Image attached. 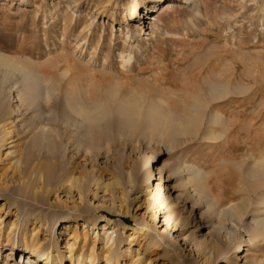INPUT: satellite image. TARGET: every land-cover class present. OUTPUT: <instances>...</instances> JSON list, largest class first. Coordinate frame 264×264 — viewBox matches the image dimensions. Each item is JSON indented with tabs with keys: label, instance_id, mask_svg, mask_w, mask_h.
<instances>
[{
	"label": "rangeland",
	"instance_id": "rangeland-1",
	"mask_svg": "<svg viewBox=\"0 0 264 264\" xmlns=\"http://www.w3.org/2000/svg\"><path fill=\"white\" fill-rule=\"evenodd\" d=\"M138 1L0 0V53L43 90L19 101L22 72L0 66V264H27L30 240L54 264H264L263 237L245 241L264 173L244 177L264 171V0ZM111 93L142 116L123 118ZM98 99L97 120L74 112ZM147 101L166 122L143 118Z\"/></svg>",
	"mask_w": 264,
	"mask_h": 264
},
{
	"label": "bare ground",
	"instance_id": "bare-ground-1",
	"mask_svg": "<svg viewBox=\"0 0 264 264\" xmlns=\"http://www.w3.org/2000/svg\"><path fill=\"white\" fill-rule=\"evenodd\" d=\"M192 1L193 0H181V2L187 3V4L192 3ZM134 2L138 3L139 1L138 0H134ZM163 4H164V8H170V7L174 6V4L171 3L170 1H165V2L162 3V5ZM131 9H132L134 14L137 13L135 5H132ZM152 11H154V10H152ZM119 57H120L119 61H121L119 68L121 69L123 67H127V64H130L129 60L132 57V54L129 51H127L126 53L120 52L119 53ZM64 60L68 61L67 57H65ZM72 62H74V61H72ZM62 64H64V63H62ZM56 65H57V63H56ZM0 66L5 68L7 71L19 69V71L22 72V80L25 81L26 83L23 86V89H21V90H19L17 92V96L19 98L18 99L19 101H21L22 98H27V97H30V99L34 100L35 97L37 96V94L40 95L43 92L42 86H41V81H40V79L37 76V72L33 68H27L24 64L23 65L20 64L18 59L10 57V56H6V55H4L2 53H0ZM120 75H122V74H120ZM136 88H137V86H136ZM143 89H144V87H143ZM138 90H139V88H138ZM222 91H223V88L220 87V86H217L213 82L209 86L210 94L211 93L212 94H221ZM150 100H152V99H150ZM109 101L110 102L115 101V104H114L115 105V110L118 111L119 114H121V116H123V118H125L126 120H129L132 115H137V111L138 112L140 111L139 110L140 106H138L139 104L135 100H131L129 98L127 99V98H125L123 96L118 98V99H115V94L114 93H111V95H109ZM153 101H151V103H149L147 101L146 103H148V105L146 106V108L143 106L145 108V110H146L145 111V115L143 113V118L145 116V118H148V119H151V120L159 119L162 122H166V119H167L166 113L163 110H160L154 104L155 102H153ZM107 103H109V102H107ZM144 108H143V111H144ZM191 108H192L191 114L186 115L184 118H182V121L180 122L181 131L187 132V133L188 132H192L193 130L196 129V123L198 122V116H199V109H198L197 105L195 104ZM74 112L76 114H80V116L82 118H84V119H86L88 121H91L93 119L97 120L98 119V115H100V116L101 115H106L107 112H108V107L106 105L105 100H102V101L101 100H99V101L96 100L91 107L79 106L77 108V110H75ZM140 113L141 112H139V114ZM140 115L142 116V113ZM218 116H219V114L217 116L216 115L213 116L210 119L209 123L212 124V123L217 122L218 121ZM167 123L171 127L174 126V129L177 130V124H176L175 120L170 119V120L167 121ZM177 131H179V129ZM210 136H212V135H210ZM0 146H2V143H1ZM259 162L262 163V161H259ZM253 164L255 165V161L253 162ZM263 173H264V171L260 174V171L252 170L251 168L248 167L245 170V172H244V174H245L244 177L246 179H247V177L251 178L252 182H253V180L256 177H258V180L260 178V181H262L261 177L259 175H263ZM189 176L190 177H189L188 182H190L192 185H194V189L193 190H197V188H199L198 189L199 193H201L203 196H208L209 193L206 192L205 188L204 187L201 188V185H203V183H204L203 182V177H204L203 172L198 167L196 168V167H192L191 166L190 169H189ZM208 199H209L208 200L209 201V205H208L209 207L211 205H213L215 202L218 201L215 196L213 198L208 196ZM258 205L259 206H255V208H254L255 211L254 212L255 213L264 212V200L259 202ZM227 209H228V213H229L230 216L235 215L237 218H240L241 214L244 213V212H242L243 211V205H242L241 202L235 203L234 207H233V205H231ZM257 216L254 214V216H252L251 220L249 221L250 227H249L248 238L245 240L247 243H248V241L251 238H253V239L255 238V240H257L258 237H261V238L263 237V239H264V219L263 218H259ZM108 222H109V220H108ZM104 227H105V224L102 225V228H104ZM24 244H26V243H24ZM29 244L31 245V249L27 252V255H28L27 264H32V262H34V260H36V259L39 260V261H43V264H54V260H53L54 258H52V254H51V250L50 249H46L45 247L38 248L36 246V243L33 240H30ZM14 246H15L14 247L15 251H22V249L20 247L18 248V245L15 244ZM239 246H240V243H237L235 246H233V248L239 247ZM21 255L22 254H20V257H21ZM21 260H22V263H23L24 257L21 258ZM89 260L90 261H88V262L90 264L93 263L91 261V259H89Z\"/></svg>",
	"mask_w": 264,
	"mask_h": 264
}]
</instances>
